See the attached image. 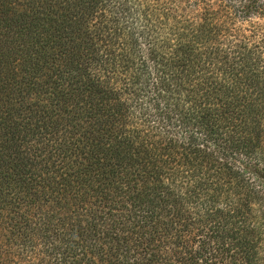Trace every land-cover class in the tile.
<instances>
[{
    "label": "trees",
    "instance_id": "trees-1",
    "mask_svg": "<svg viewBox=\"0 0 264 264\" xmlns=\"http://www.w3.org/2000/svg\"><path fill=\"white\" fill-rule=\"evenodd\" d=\"M0 264H264V0H0Z\"/></svg>",
    "mask_w": 264,
    "mask_h": 264
}]
</instances>
